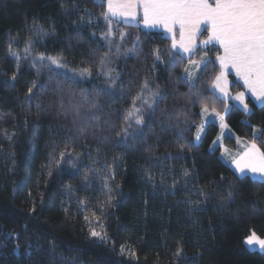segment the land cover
Segmentation results:
<instances>
[{
    "label": "trees",
    "instance_id": "trees-1",
    "mask_svg": "<svg viewBox=\"0 0 264 264\" xmlns=\"http://www.w3.org/2000/svg\"><path fill=\"white\" fill-rule=\"evenodd\" d=\"M103 2L0 0V264H264V253L244 243L251 231L264 238V184L237 179L219 150L210 151L219 133L216 124H209L202 142L195 143L206 104L225 115L233 132L224 141L226 148L235 149L237 139L264 148L259 139L264 107L249 99L252 111L246 114L211 94L220 73L219 47L181 58L161 33L116 20L109 24ZM109 30L111 44L103 39ZM119 33L125 34L123 40ZM134 44L136 50L128 51ZM105 52L124 87L115 96L101 94L97 120L80 119L93 127L110 121L106 139L75 129L68 97L67 116L59 114L50 89H33L31 104L25 103L31 83L48 80L47 67L33 66L34 58L63 57L69 69L91 64L93 76L71 85L77 94L89 89L90 99L106 86L93 63V53ZM209 58L213 62L200 68L196 81L204 92L202 103L185 107L182 94L191 95L189 82L182 79L185 69ZM146 75L154 81L151 87L166 93L161 108H184L185 114L161 124L158 112L146 138L117 147L115 132ZM242 90L233 80L231 92ZM181 144L183 150L177 147ZM65 146L71 157L66 153L60 160ZM200 189L206 196L195 194ZM93 229L104 238L92 237Z\"/></svg>",
    "mask_w": 264,
    "mask_h": 264
},
{
    "label": "snow or ice",
    "instance_id": "snow-or-ice-1",
    "mask_svg": "<svg viewBox=\"0 0 264 264\" xmlns=\"http://www.w3.org/2000/svg\"><path fill=\"white\" fill-rule=\"evenodd\" d=\"M101 6L106 8L104 15L109 24L112 20H116L117 23L132 24L136 17L140 16L143 24L147 27L160 25L166 28L172 34V47L178 49L177 54L181 55V58H186L183 57V53L193 52L195 37L200 31V26L202 24L208 25L210 35L202 44L207 46L210 43H218L223 49V54L215 58L219 62L220 73L215 77L211 94L216 95L218 90L221 94L217 97L218 99L224 101L233 98L230 97L226 88L228 69L231 68L243 80L248 92L256 97L261 102V106L264 107V0H104ZM177 32L180 36L179 42L175 39ZM111 35L113 33L109 30V33L103 36V39L109 41V44H111ZM124 35V33H119L121 40H123ZM137 46L134 44L133 48L128 49V51L134 52ZM111 50L109 47V51ZM116 51L119 52L118 47ZM12 55H16V53H12ZM93 55L97 57L93 61L97 69L95 75L102 78L106 86L97 88L91 94L90 99L89 89L83 88L77 94L71 85L83 83L93 76L91 64L87 67L69 69L66 58L40 56L34 58L33 66L39 64L42 67H47L48 80L40 83L33 81L25 95V103L31 104L34 98L33 89H50L52 94L57 97L59 114L67 116L70 108L73 113L72 124L81 135L91 134L95 139H106L104 133L112 126L110 121L105 120L103 124L96 123L93 127L91 124H82L80 118L83 115L84 117H91L94 121L97 120L98 117L94 110L98 111L101 107V94L115 96L123 89L124 81L120 73L109 67L113 62L109 53L105 52L99 55L93 53ZM205 55H207V51H205ZM155 59H160L158 53L155 55ZM17 62H19V57H17ZM212 62L209 58L204 60L203 64L207 66ZM154 69L155 65H153ZM185 72L187 74L182 79L189 82L191 92V95L182 94L186 101L185 107L188 104H201V97L204 92L197 88L195 81L191 78V73L187 69ZM15 78L14 75L12 79L15 80ZM69 81L70 84L65 83ZM152 83L154 81L146 75L137 94L132 98L130 107L125 109L119 130L115 132V135L119 137L117 147H129L130 141L135 142L141 138H146L145 130H152V121L157 119L158 112L162 117L158 121L161 124L179 121L181 115L185 114L184 108H161L166 99V93H163L159 86L151 87ZM66 97L69 98V108L65 107ZM233 99L239 101L244 109L248 110V105L244 102V92L237 93ZM37 108H40L39 104H37ZM201 113H209L206 104L201 107ZM212 113L219 118L221 126L226 127L223 124L224 116L215 109H212ZM184 122L187 123L186 120ZM203 126L204 123L202 122L196 127V141L200 140L199 133ZM259 139L264 140V132L261 133ZM177 147L183 150L185 145L181 144ZM66 153L71 157V152H68L67 146H65L64 151L59 153V159L64 160ZM54 163H58V161ZM232 163L240 174L237 179H242L251 173L254 180L264 184V148L258 146L257 143L252 142L246 145V151L240 158L233 159ZM75 166L73 163L72 167L75 168ZM95 171L99 172L100 169H95ZM188 174V170L185 169L184 175L187 176ZM148 178L151 179L150 176ZM84 179L87 181L88 177L85 176ZM195 194L206 196L203 189ZM230 196L231 192L228 193V197ZM111 199L112 197L109 195L108 200ZM186 203L191 204L193 201L187 200ZM85 219L87 221L88 218ZM90 235L104 238L100 232L94 229L91 230ZM246 244L258 246L259 249L264 250V238L258 236L255 231H251L247 236ZM16 247L19 249L20 245L17 244ZM180 252L181 249L178 248L176 255H179ZM28 255L31 258L30 251Z\"/></svg>",
    "mask_w": 264,
    "mask_h": 264
},
{
    "label": "crops",
    "instance_id": "crops-1",
    "mask_svg": "<svg viewBox=\"0 0 264 264\" xmlns=\"http://www.w3.org/2000/svg\"><path fill=\"white\" fill-rule=\"evenodd\" d=\"M125 24V23H124ZM126 25H132V26H138V27H141L142 29L144 30H147V31H152V32H158V33H161L163 34L165 37H167L170 41H171V45L173 43V40H172V34L169 33L167 31L166 28L160 26V25H157L156 27H147L143 24V21L142 19L140 18V16H137L136 17V20L133 21L132 24H126ZM204 32H207V36L205 39H202L201 40V36ZM210 35V28L208 25H204L202 24L200 26V31L199 33L196 35L195 37V41H194V45H193V52L192 53H183V57H186V58H189L191 57L198 49H206L210 46H217L221 49V55L223 54V49L222 47L218 44V43H210L208 44L207 46H204L202 44V42L206 39H208ZM175 39L177 42H179L180 40V36H179V33L177 32L176 35H175ZM172 49L177 53L178 52V49L176 48H173ZM181 56V55H180ZM204 61V60H202ZM201 61H198L197 63H200ZM218 65H219V62L217 61ZM203 65H201L199 67V70H198V74H199V71H200V68L202 67ZM196 72V71H195ZM233 80H235L236 83H238L239 85L242 86L243 90L241 92H244L245 93V101L247 102L248 104V100L251 99L252 102L254 103V105L256 106H261V105H258L259 103L256 102V99L254 96H252V94L250 92H248L247 90V87L244 85V82L242 79H240V77H238L235 73V70L234 69H231L229 68L228 69V73H227V83H226V88H227V91L229 92V94L231 95L230 97H235L236 94H231V85H232V82ZM213 88V87H212ZM216 95L220 96V93L219 91L217 90L216 91ZM233 98H228L226 100H224L226 103L228 104H233V105H236L237 107L241 108V109H244L242 105L239 104V101L233 99ZM246 113V112H245ZM247 114V113H246ZM249 114V113H248ZM260 133V132H259ZM258 133V135H259ZM257 135V136H258ZM228 136H234L233 134L232 135H228ZM227 136V137H228ZM256 136V135H255ZM215 141V140H214ZM214 143V142H213ZM224 143V142H223ZM250 144V142L246 141V140H243V139H237V146L235 149L231 150V149H228L226 148V150H223L222 147H217L216 150H219V155H220V158L223 160V162H225L230 168L231 170L238 176L240 175L236 169H235V165L232 163L233 159H238L240 158V156L243 154L244 151H246V145ZM213 146V144H212ZM211 146V147H212ZM225 146V145H224ZM215 150V151H216ZM245 177H249L251 179H253V174L249 173L247 176ZM254 180V179H253ZM245 243V246L247 247V249L251 250V251H257V252H260V253H264V250H261L259 249L258 246H249L246 244V241L244 242Z\"/></svg>",
    "mask_w": 264,
    "mask_h": 264
},
{
    "label": "rangeland",
    "instance_id": "rangeland-1",
    "mask_svg": "<svg viewBox=\"0 0 264 264\" xmlns=\"http://www.w3.org/2000/svg\"><path fill=\"white\" fill-rule=\"evenodd\" d=\"M123 23V22H121ZM124 24V23H123ZM126 25V24H125ZM129 26H132V25H129ZM133 27H138V26H133ZM141 28V27H140ZM142 29V28H141ZM147 31V30H146ZM195 54V53H194ZM193 54V55H194ZM201 65H204L203 64V61H201L200 63H197V62H192V63H189L188 64V67H187V70L188 72L191 73V78L192 80L197 81V78H198V70H199V67ZM196 71V72H195ZM185 75L187 74L186 72L184 73ZM231 92V91H230ZM241 91H239L238 93H240ZM232 94V92H231ZM234 94V93H233ZM237 94V93H236ZM221 95V94H220ZM231 96V95H230ZM256 99V97H255ZM244 102L247 104V102L244 100ZM256 102L259 103L258 105H261V102L259 100L256 99ZM240 105H242L240 102H239ZM248 105V110H245V109H242L244 112H246L247 114L250 113L252 111V108L249 104ZM243 106V105H242ZM244 108V107H243ZM224 116V121H223V124L226 125V127H222L221 126V121L219 120L218 117H215L214 114L212 113V111L209 110V113L208 114H202V122L204 123V126H203V129L200 131L199 135H200V140L199 141H196L195 140V143L196 144H200L204 138V135H205V131H206V128L209 124L211 123H214L216 124L218 127H219V133L213 143V146L211 147V150L210 151H214L217 149V147H222L223 150H226V147L224 146V141L226 139V137L228 135H232L233 132L232 130L228 127L226 121H225V115L224 114H221ZM201 122V123H202ZM260 132V129L259 128H255V135L257 136L258 133ZM195 136H196V133H195ZM100 238V237H98ZM101 239V238H100Z\"/></svg>",
    "mask_w": 264,
    "mask_h": 264
}]
</instances>
